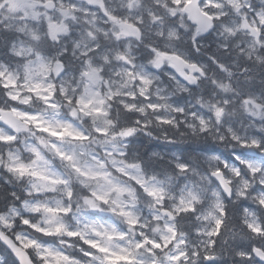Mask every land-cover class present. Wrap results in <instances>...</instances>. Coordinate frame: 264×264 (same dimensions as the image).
<instances>
[{
  "label": "clouds",
  "instance_id": "9594fccd",
  "mask_svg": "<svg viewBox=\"0 0 264 264\" xmlns=\"http://www.w3.org/2000/svg\"><path fill=\"white\" fill-rule=\"evenodd\" d=\"M0 264H264V0H0Z\"/></svg>",
  "mask_w": 264,
  "mask_h": 264
}]
</instances>
